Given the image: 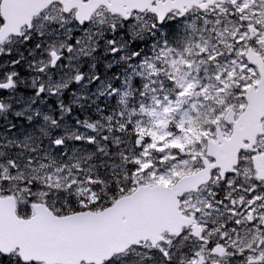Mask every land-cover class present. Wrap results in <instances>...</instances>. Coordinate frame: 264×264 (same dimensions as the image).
Masks as SVG:
<instances>
[{
	"label": "snow or ice",
	"instance_id": "obj_1",
	"mask_svg": "<svg viewBox=\"0 0 264 264\" xmlns=\"http://www.w3.org/2000/svg\"><path fill=\"white\" fill-rule=\"evenodd\" d=\"M0 264H264V0H0Z\"/></svg>",
	"mask_w": 264,
	"mask_h": 264
}]
</instances>
